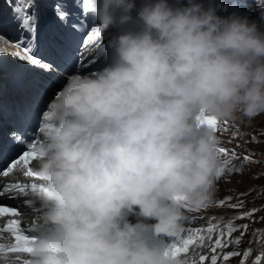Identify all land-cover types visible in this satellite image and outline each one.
Here are the masks:
<instances>
[{
	"label": "clouds",
	"instance_id": "9594fccd",
	"mask_svg": "<svg viewBox=\"0 0 264 264\" xmlns=\"http://www.w3.org/2000/svg\"><path fill=\"white\" fill-rule=\"evenodd\" d=\"M85 7L105 56L68 74L41 113L35 182L0 264H190L174 249L216 198L217 125L264 114V24L220 15L219 0ZM16 235L30 250L10 251Z\"/></svg>",
	"mask_w": 264,
	"mask_h": 264
},
{
	"label": "rangeland",
	"instance_id": "374dc122",
	"mask_svg": "<svg viewBox=\"0 0 264 264\" xmlns=\"http://www.w3.org/2000/svg\"><path fill=\"white\" fill-rule=\"evenodd\" d=\"M237 3H242L245 13L251 21L258 24H264V0H237ZM3 42V38L0 40ZM72 71L67 74L59 73L58 76L66 78ZM218 133L222 136L221 141L229 146L235 147L240 151H246L252 155L244 159L240 156L237 159V166L223 174L218 179V191L213 204L210 207L197 211L212 212L219 209L238 211V217L242 213H249L252 209L256 211L239 221L236 226L247 224L248 228H238L236 230L239 238H245L250 234V229L256 225H264V114L257 116L251 122H235L231 123L228 129L217 128ZM250 149H253L252 152ZM243 152V153H244ZM225 197L231 199L226 201L224 205L218 203L219 200ZM231 205H237L232 207ZM244 233L241 237V233ZM241 243V242H239ZM245 245L235 246L236 252ZM242 253L244 249L241 250ZM236 256V255H235ZM234 258V257H232ZM237 258V256L235 257Z\"/></svg>",
	"mask_w": 264,
	"mask_h": 264
},
{
	"label": "snow or ice",
	"instance_id": "6c2138e0",
	"mask_svg": "<svg viewBox=\"0 0 264 264\" xmlns=\"http://www.w3.org/2000/svg\"><path fill=\"white\" fill-rule=\"evenodd\" d=\"M32 7H33V5L31 4L30 0H26V2L23 4L22 7H17V8L14 9V11L17 14L23 12V15L19 18L20 27L22 29H25V30L29 31V32L35 33L36 28H37L38 16L34 15V14H31V12L29 10ZM56 14L62 21L66 22L67 13L64 10H62L60 5L56 6ZM72 27L76 28L77 25L73 24ZM97 35H100V34L97 33ZM23 51L27 54L26 55V59L31 63V65H41L42 64V60L40 58H37L35 56V54H34V51H35V44L34 43L24 44L23 45ZM75 67H76L75 61H73L72 62V68L74 69ZM52 69H53V65L51 63H47V64L44 65L42 70L50 72V71H52ZM67 70L68 69H65V71H67ZM208 123L213 124V125L216 124V122L214 120H212V119H209ZM16 138H17V140L20 139L19 136H17ZM220 152H221V154H224V155L228 154V150L225 149V148H221ZM232 154L235 155L234 152ZM33 156H34V154L29 153V152H24L23 155H21L19 152H17L15 154V156L14 157H10V159H15L16 157H18V159L20 161H23L25 166H28L29 159H32ZM245 159H247V157H245ZM8 174H9L8 171H3L2 173H0V175H3L5 177L8 176ZM25 175L28 176V177H32L31 170H28L25 173ZM17 191L20 192V193H24L26 190L23 187L17 188V187L3 186L2 188H0V198L5 197L6 195L11 197L12 194L16 193ZM230 199H231L230 197H225L224 199L219 200L218 203L220 205H224L226 203V201H228ZM231 206L232 207H237V205H231ZM255 211H256L255 209H252L251 212H249V213H242L238 217H232L229 220L228 224H227V229H228L227 234H228V236L231 237L232 232L238 230V228H242V229L246 230L248 228L247 224L236 226L234 224V221L236 219H243L246 216L251 215ZM4 215H9L11 217H17L19 215V211L16 209L15 206H11L10 207V206L4 205L2 202H0V217H2ZM18 226H19V221L17 219H11V220L8 221L7 227L0 228V235H2L4 232L12 231V230L16 229ZM213 230L214 229H212V228L208 229V233H209L208 239L209 240H211V233L213 232ZM243 234L244 233L242 232L241 233V237L243 236ZM223 235H224V233H223V231H221V237ZM14 238L16 240L17 245H20V246L12 248V249H10V251H17L18 252V251H28V250H30V249H28L27 247L24 246L26 243L30 242V239H29L28 236L16 235ZM204 240H205V237L201 236L200 237V243L203 244ZM239 242H240V238H236L235 243L239 244ZM195 243H197V241L189 236L187 239H184L182 247L178 246V245L175 247V249H174L175 255L180 256L182 253H188L189 252V246L193 245ZM225 243H226V241L223 240L222 238H220V237L216 238L214 240V246L211 248L212 252H215L216 249L223 247L225 245ZM0 247H2V245H0ZM238 254L239 253H236V252L228 253L227 255H225L223 257V259L225 261H227L230 256L238 255ZM248 255H249V253L246 251L244 253V256L247 257ZM205 260H206V256L205 255H200L199 256L200 264H204ZM190 264H197V261L195 259H192V260H190ZM211 264H217V256L216 255H212L211 256ZM241 264H245V261L241 260ZM256 264H264V261L257 260Z\"/></svg>",
	"mask_w": 264,
	"mask_h": 264
},
{
	"label": "bare ground",
	"instance_id": "6f19581e",
	"mask_svg": "<svg viewBox=\"0 0 264 264\" xmlns=\"http://www.w3.org/2000/svg\"><path fill=\"white\" fill-rule=\"evenodd\" d=\"M2 12V10H0ZM9 33L4 31V29H0V40L3 38V41H9L8 36ZM107 39V38H106ZM104 40V43L106 41ZM4 43V42H3ZM4 47H9L8 45H4ZM82 53V52H81ZM86 59V57H84ZM68 72L69 70L73 72L75 71H82L83 69L81 66L78 68H72V65L67 64ZM45 73V78L44 79H36L34 88L35 92L29 91V94L32 95L33 100L35 101H42L45 99L46 92L49 90L50 86L57 81V77L52 71H44ZM49 80V81H47ZM41 91V93H40ZM248 152H244L243 154H246ZM2 202V201H1ZM231 210L228 209H219V210H214L212 212H192L189 215V220L188 222H191L193 225L197 227L204 228L207 231V235L209 236L208 229L212 228L214 229L213 232L211 233V240L208 239L209 246L206 248L203 252V255L207 257L205 260L204 264H207L209 259L211 258L212 255H215L218 251L219 256L217 259V264H241V260L245 261V264H256L257 260L264 261V225H256V227H253L250 229V234L245 237V238H240L239 245H245V247L238 249L239 254L236 256H230L227 261L223 259L225 255L228 253H232V251H236L235 246H237V243H235L236 238H239L238 234L236 233L237 231L232 232L231 237L228 236L227 232V224L229 220L232 217H237L236 214L237 212H233L231 215L230 213ZM239 221L235 220L234 224L237 225ZM221 231H223L224 235L221 237ZM222 238L223 240L226 241L225 245L221 248L216 249L215 252H212L211 246H214V240L216 238ZM242 249H244V252L242 253ZM248 252L249 255L247 257L244 256L245 252ZM234 257V258H232ZM197 264H200L199 259L196 260Z\"/></svg>",
	"mask_w": 264,
	"mask_h": 264
}]
</instances>
